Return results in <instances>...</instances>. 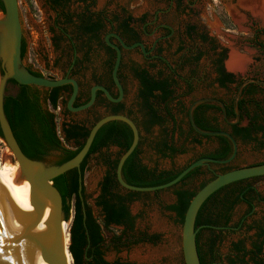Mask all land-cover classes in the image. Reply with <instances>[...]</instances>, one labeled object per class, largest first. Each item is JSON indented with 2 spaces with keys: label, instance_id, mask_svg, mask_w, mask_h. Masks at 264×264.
Masks as SVG:
<instances>
[{
  "label": "flooded vegetation",
  "instance_id": "af4514ba",
  "mask_svg": "<svg viewBox=\"0 0 264 264\" xmlns=\"http://www.w3.org/2000/svg\"><path fill=\"white\" fill-rule=\"evenodd\" d=\"M38 1L45 20L37 26L42 27L43 33L47 32L44 36L48 35V39L40 38L36 45L40 57L35 58V62L29 57L28 63H25L24 60L33 44L30 41L33 38L30 34L33 32L23 30L21 61L31 73L51 79H74L78 84L74 99L75 86L71 82L54 88L24 84L28 85L27 94L37 106L54 114L56 128L57 121L60 120L63 131L77 126L78 132L84 135L90 132L102 117L124 114L135 122L139 130L136 161L150 171L166 170L148 167L143 163L144 138L150 142V149L164 159L168 158L169 151L186 156L188 151L184 146H192L195 156L190 163L172 170L173 172L183 171L194 161L203 158L228 159V162L224 163L205 161L196 167L198 170L193 175H209L198 189L192 190L196 192L216 174L233 169L228 165L238 156L260 151L258 165L264 164V83L254 76L248 79L242 73L227 70L230 41H219L197 18L201 11L197 5L204 0H148L151 3L137 15L122 6L123 2L129 0ZM221 1L237 4V9L244 12L238 3L239 0ZM109 2L114 3L111 11L105 9ZM225 31L232 30L226 28ZM220 38L224 37L220 35ZM238 43H233V48L243 52ZM115 46L121 50L117 77L123 89V97L119 101L111 100L107 93L99 88H106L114 98L120 96V88L113 73L118 54ZM255 47L259 53H264V41ZM252 58L258 59L254 55ZM143 71L150 76L167 80L172 92L166 100L153 96L147 100L143 96V83L139 75ZM95 88V101L81 109L90 102ZM258 91L262 95V101L260 97H255V92ZM187 98L191 102L190 105H187ZM174 108L186 113L187 127L177 121L173 113ZM170 124L174 125L173 130L178 134L179 141H183V147L180 149L176 147L175 138H172L171 142L168 141L167 130ZM119 126H123L126 132L128 129L134 136V131L127 122L122 121ZM201 131L219 133L205 134ZM121 134L117 132L113 138ZM122 141L123 144H104L90 154L89 158L94 154L105 156L104 149L115 147V153L105 156L103 179L115 176L119 188L126 189L119 183L117 165L115 167V163L118 164L125 151V137ZM221 155L226 157H217ZM261 177L264 176L234 182L239 184L222 192L219 199L227 191H233L239 196V200H232L231 209L241 206L246 208V215L253 213L257 202H264V194L252 183ZM175 196L177 203L178 197L176 194ZM246 221L248 219L245 217L240 218L235 228L245 225L251 227V230L256 231L255 239L250 248L244 245L243 250L232 255L230 261L233 264H264V217L260 219L259 224L254 221L253 225H248ZM143 243L135 244L141 246ZM236 243L238 242H232L231 247L234 248Z\"/></svg>",
  "mask_w": 264,
  "mask_h": 264
},
{
  "label": "rangeland",
  "instance_id": "374dc122",
  "mask_svg": "<svg viewBox=\"0 0 264 264\" xmlns=\"http://www.w3.org/2000/svg\"><path fill=\"white\" fill-rule=\"evenodd\" d=\"M18 1L23 30L33 32L30 34V36L33 37L30 40L33 44H31V48L29 49V53L24 62L28 63L29 57L35 62L34 59L40 57V54L38 55L36 51L38 48L36 45H38L39 39H43L44 37L45 39H48V35L44 36L47 32L43 33L42 27L39 28L37 26L38 24H42L45 17L41 12L42 9L38 0ZM249 2H251V0L238 1L240 7L244 11L240 12V10L237 9V4L224 3L221 0H204L197 5V8H200L201 10L199 13L200 15L197 18H199L200 22L205 24L210 34L215 35L219 41H230V53L235 49L233 48V43L236 41L239 42V47H242L243 52H239L237 48L235 50L247 57L244 69L241 71L230 70L227 66V59L226 68L228 71L242 73L243 76L248 79L254 76L259 79L260 82L264 83V53L262 51L259 53L255 47L259 42L264 41V20L252 12L249 8ZM150 3L151 2L148 0H129L123 2L122 6H125L129 11H132L137 15L142 13ZM260 6L264 7V0H260ZM113 8L114 3L109 2L105 9L111 11ZM237 14H239V16ZM226 28L232 31L227 32L225 31ZM220 35L224 38H220ZM253 55L257 56L258 59L254 60L252 58ZM46 74L48 73L46 72ZM52 75L56 74L52 73ZM234 89H236L235 86ZM255 97H260V101H262V95L259 91L255 92ZM190 104L191 102H189L188 99L187 105ZM262 104L264 105L263 101ZM172 106L174 107V105ZM173 113L178 119L177 121L183 123L184 126L187 127L186 113H182L176 108H174ZM246 120L247 119H245L244 122H246ZM173 126V124L168 125L167 138H169L168 141L170 142L172 141V138H175L176 147L177 149H180L183 147V141H179V136L178 134H175ZM156 131L158 130L156 129ZM57 132L65 146L75 145V141H71L70 143L67 142L60 120L57 121ZM153 136L154 135H152V137ZM157 137L158 135H156V138ZM184 147L188 151L186 156H180L178 153L174 154L169 151L167 153L168 158L164 159L160 154H157L156 151L150 149V142L146 141V138H144L142 146V149L144 150L142 154L143 163L148 167H156L160 170L172 171L179 169L185 164L190 163L191 159L195 156H193L192 146L186 144ZM115 152V147L103 150L105 156L106 154ZM5 156L8 158L10 157L12 161H6ZM105 156H102L101 154L92 155L88 159L84 173L86 201L94 216L103 227L105 237L103 250L105 257L108 260L121 259L126 264H185L182 250V224L177 217V213L169 210L168 206L175 204V192L177 190H196L204 180L208 179L209 175L196 174L183 182L176 183L168 188L156 191L135 192L130 196L129 201L127 202L129 211L134 218V229L127 230L124 226L117 225H112L109 229H106L103 224L102 210L97 205V200L101 193L100 185L103 179ZM59 159V151H50L45 157L44 162L48 166H53L56 165ZM0 160L2 163L9 165L17 162L14 154L10 151V148L2 137H0ZM258 163H260V151L252 152L246 156H238L234 161L229 163L228 167L239 168L256 164L258 165ZM252 183L262 194H264V177L257 178L253 180ZM118 191L124 196L130 195V192L126 189L119 188ZM246 214L247 211L245 207L236 206L231 209L227 224L217 228L215 232L208 230L203 232L201 237L202 243H205L208 237L214 236L217 238L215 252L213 256L209 257V264H233L231 263L230 258L232 255L237 254V251L231 247L232 242L239 243L242 241L243 246L246 245L250 248L251 242L255 239L256 231L254 229L251 230V227H247L246 225L241 228H235L237 227L236 223L240 218L245 217L248 219V221H246L248 225H253L254 221L259 224L260 219L264 217V202H257L253 213L249 215ZM72 217L73 216L68 220L69 225H71ZM117 235H121L122 239L119 243H114L113 238ZM153 236H155V238H151ZM142 237L150 239L141 240ZM127 239H131L132 241L128 243ZM136 242L144 243L140 246L136 245ZM117 244L118 246H116ZM146 256H150V259H145ZM70 264H73L72 258Z\"/></svg>",
  "mask_w": 264,
  "mask_h": 264
},
{
  "label": "trees",
  "instance_id": "16d2710c",
  "mask_svg": "<svg viewBox=\"0 0 264 264\" xmlns=\"http://www.w3.org/2000/svg\"><path fill=\"white\" fill-rule=\"evenodd\" d=\"M1 11L5 12L3 0H0ZM33 74L41 76L38 73ZM139 75L143 83L142 94L147 100L150 96L166 100L171 95L172 91L169 89L167 80L150 76L145 71L139 73ZM27 89L28 85L20 84L15 79H9L4 95V112L21 149L28 157L35 160L44 161L50 151H59L60 159L56 165L69 161L82 149L89 132L82 135L78 132L77 126L64 129L67 142L70 143L77 139L74 146H65L58 135L54 114L47 110H42L37 106L36 102L28 96ZM54 104H57L56 101ZM154 115L156 116V113ZM120 123L122 121L112 120L98 130L92 146L81 164L83 175L89 155L100 149L104 144L109 142L123 144L122 138L125 137V150L131 146L134 136L132 133H129L128 129L126 132L122 128L123 126H119ZM117 132H121L122 134L119 137L116 135L113 138V135ZM0 136H3L1 128ZM170 149L173 150L172 147ZM137 153L138 148L128 157L123 167V178L129 184L136 186H157L173 180L182 172L150 171L147 167L142 166L136 161ZM217 157L224 158L226 155ZM116 165L117 162L115 163V167ZM197 170L196 168L189 172L178 183L191 177ZM237 184L239 183H232L215 191L203 203L198 212L196 228H200L196 235V242L201 264H209V257L214 255L217 241L216 237L211 236L207 238L205 243H202L201 237L203 232L206 230L215 232L217 228L227 224L232 200H239V196H236L233 191H227L221 199H219V195ZM54 185L63 197V214L65 219L69 220L73 216L70 225V251L74 259L73 264H126L121 259L108 260L105 257L103 250L105 244L103 227L94 216L86 201L85 188L83 186L85 198L84 210L79 193L78 169L75 168L57 176L54 179ZM118 189L119 184L115 176L105 177L101 182V193L97 200V205L102 210L103 224L106 229H109L112 225H117L124 226L127 230H133L134 218L129 211L127 202L135 191L128 190L130 195L124 196ZM175 193L178 197L177 203L169 205L168 208L177 213L180 223L183 224L187 207L196 191L179 189ZM151 238H155V236ZM121 239L122 236L117 235L113 238V242L119 243ZM149 239L146 237L141 238V240ZM131 241V239H127L128 243ZM234 250L237 252L242 251L243 242L236 243Z\"/></svg>",
  "mask_w": 264,
  "mask_h": 264
},
{
  "label": "water",
  "instance_id": "95a60500",
  "mask_svg": "<svg viewBox=\"0 0 264 264\" xmlns=\"http://www.w3.org/2000/svg\"><path fill=\"white\" fill-rule=\"evenodd\" d=\"M3 2L5 5V12H0V128L3 136L0 137L5 140L19 164L17 181L19 183L28 181L30 184L32 213L30 215L27 211L18 207L16 192L10 187L0 183V264H40L27 252L23 244H27L29 250L35 246L50 264H68V256L64 249L61 230L62 221L65 219L63 214V197L58 188L54 185V179L69 170L77 168L79 172V193L85 210V198L83 195L84 175L81 170V164L88 154L98 130L109 121H125L134 131L133 142L131 146L122 153L116 170L119 183L127 190L154 191L168 188L178 183L184 176L205 161L228 162V159L217 160L214 158H203L188 165L176 178L165 184L157 186H136L129 184L122 176V168L125 161L137 148L140 134L135 122L124 114H109L98 120L91 128L84 146L79 153L61 165L48 166L44 161L28 157L21 149L4 112V95L7 81L9 79H15L20 84H33L46 88H54L71 82L75 86L73 99L78 92V84L74 79H51L42 75H35L25 68L20 58L23 27L19 11V1L3 0ZM115 47L118 54L113 73L115 81L120 88V96L119 98H114L106 88H99L104 90L111 100L119 101L123 97V89L117 77L121 62V50L119 47ZM2 69L4 72H2ZM95 97L96 88L93 89L90 102L83 105L81 109L92 105L95 101ZM197 129L199 130V128ZM201 132L205 134L219 133ZM259 176H264V164L233 168L216 174L195 193L187 207L182 224V250L185 264H201L196 242V235L200 227L196 228V218L201 206L208 197L226 185ZM47 203L53 204L52 214H54L55 217L53 229L50 233L48 231H46L48 232L46 234L20 233L19 218L26 220L30 219L33 215L34 219L25 223V228H32L39 225L44 216ZM68 251L74 262L70 246Z\"/></svg>",
  "mask_w": 264,
  "mask_h": 264
},
{
  "label": "bare ground",
  "instance_id": "6f19581e",
  "mask_svg": "<svg viewBox=\"0 0 264 264\" xmlns=\"http://www.w3.org/2000/svg\"><path fill=\"white\" fill-rule=\"evenodd\" d=\"M249 3H250L249 8L252 10V12L256 16H258L262 20H264V7L260 6V0H251V2H249ZM247 6H248V4H247ZM237 15L239 16V14H237ZM246 62H247V57L243 54H240L237 50L233 49V51L230 53V57L227 61V66L230 70L241 71L244 69ZM5 159H6V161L7 160L12 161V159L10 157L8 158L7 156H5ZM6 163H9V162H6ZM18 172H19L18 162H16L15 164L9 165V164L2 163L0 160V183L10 187L12 190H14L16 192L18 207L27 211L31 215L32 205L30 203V184L28 181H24L22 183H19L17 181L18 180ZM52 208H53V204L47 203L42 221L40 222L39 225L32 227V228H25L24 225H25V223H28V221H31L32 219H34L33 215L30 219H26V220L19 218L20 233H23V232L40 233V234H46L48 232L50 233V231L53 229V224H54V219H55L54 214H52ZM69 227H70V225H69L68 220L64 219L62 221V224H61V230H62V235H63L62 237H63V242H64V249L66 251V255L68 256L67 257V263L68 264L71 263V258H72L71 254H69V251H68L70 243H71L70 242V235H69ZM46 231H48V232H46ZM23 245H24L25 249L27 250V252L37 262H39L40 264H50L40 254L39 250L35 246H33V248H31V250H29L27 247V244H23ZM148 258L150 259V256L145 257V259H148Z\"/></svg>",
  "mask_w": 264,
  "mask_h": 264
}]
</instances>
